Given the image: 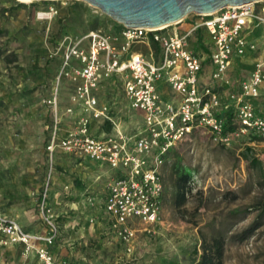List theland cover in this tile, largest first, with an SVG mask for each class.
Wrapping results in <instances>:
<instances>
[{"label": "built area", "instance_id": "1", "mask_svg": "<svg viewBox=\"0 0 264 264\" xmlns=\"http://www.w3.org/2000/svg\"><path fill=\"white\" fill-rule=\"evenodd\" d=\"M58 16L56 8L37 13L41 22ZM258 27L264 29V0L226 6L212 14H190L159 28L125 27L116 22L108 31L98 28L51 39L47 61L55 62L57 71L51 95L44 100L51 109V122L46 127L48 173L40 204L49 230L33 234L17 220L0 214V243L22 245L27 257L36 255L38 264H68L52 253L60 227L49 193L60 149L112 171L105 201L109 231L127 256L133 255L138 233L151 235L164 224L163 167L174 148L199 130L216 145L229 147L236 139L264 144V62L255 64L250 78L227 102L222 96L224 86L231 85L225 73L234 58L261 48L249 37V31ZM192 38L198 50L191 49ZM210 64L215 67L213 79L219 82L216 90L201 80ZM109 85L120 88L131 110L143 113L139 130L125 132L113 105L102 100V90ZM63 87L69 92L65 111L60 106ZM230 111L236 127L226 133L221 115ZM65 118L75 124L62 132ZM93 123L103 128L111 125L112 130L98 135ZM154 152L156 166L150 159Z\"/></svg>", "mask_w": 264, "mask_h": 264}, {"label": "rangeland", "instance_id": "2", "mask_svg": "<svg viewBox=\"0 0 264 264\" xmlns=\"http://www.w3.org/2000/svg\"><path fill=\"white\" fill-rule=\"evenodd\" d=\"M50 8L58 9L59 16L39 21L37 13ZM115 23L80 0L29 4L0 0V60L4 65L0 74L4 76L0 78V212L29 230H49L40 206L42 191L36 187L43 180L46 159L42 99L45 86H51L47 80L53 70L54 77L57 71V64L47 61L49 42L62 34L79 36L93 28L108 31ZM191 49H199L195 38ZM214 72L215 67L207 65L201 80L216 90L219 82L213 79ZM230 75L227 71L225 79ZM155 153L150 158L153 166L157 165ZM253 158L258 159V165L252 163ZM74 168L67 165L69 180L75 177ZM181 173L191 175L192 191L178 208L175 185ZM163 176L164 224L151 235L139 232L133 255L127 256L120 249L96 251L101 238L91 237L82 258L70 259L71 264H113L118 256L123 264H190L191 254L196 249L201 253L203 238L219 233L226 238L224 264H264V216L251 210L264 195L260 186L264 179L263 143L236 139L229 147L216 145L199 130L170 152ZM108 183L92 187L101 193ZM227 193L237 194L238 199L226 197ZM49 204L58 214L57 203L49 200ZM70 205L66 200L62 206L73 217ZM70 219L60 217L58 221L64 236L69 235L65 226ZM256 223L260 228L243 240L242 233ZM21 252L16 246L0 243V264H31Z\"/></svg>", "mask_w": 264, "mask_h": 264}, {"label": "crops", "instance_id": "3", "mask_svg": "<svg viewBox=\"0 0 264 264\" xmlns=\"http://www.w3.org/2000/svg\"><path fill=\"white\" fill-rule=\"evenodd\" d=\"M249 33L250 39L259 43V47L261 48H259V50L255 53H249L244 57L234 58L232 66L228 71L231 74L229 79L231 85H225L222 92V96L224 98V101L226 102L228 96L234 93H238L240 91L241 83L250 78L252 72L255 69V64L258 61L264 62V41L262 39L264 35V29L258 27L249 31ZM206 41L210 42L209 40ZM54 72L55 71L53 70L51 78L47 80V85H49V83L51 82V86H45L47 88V91L45 92L42 99V105L45 107L44 116L46 133V159L43 167V180H40V185H36V187L38 189H41V191L43 189V185L48 173V154L46 151V146L48 144L49 132L47 131L46 127L51 122V109L44 104V100L51 95ZM3 77V75H0V78ZM43 82L45 84L46 81L44 80ZM161 90L164 93L165 98L169 99V95L165 93L163 89ZM261 92L262 94H264V83L261 87ZM68 97L69 92L66 87H63L61 90L60 100L62 111H65V108L68 105ZM102 100L113 105L115 112L118 115L117 119L120 121V126L125 132L132 133L135 130H139L143 125V113L139 111H133L129 108L119 87L115 85L104 87L102 90ZM130 112H133V114H130ZM74 124L75 123L72 118H65L62 123V132L71 129ZM93 129L98 135H103L106 132H110L112 130V127L111 125H107L105 128H103L101 127V125H99V123H93ZM55 160L56 166L52 177L49 200L57 203L58 207L56 210H58L59 212V219L60 217L63 219L71 218L70 220L72 221L65 226V232L69 234L67 236H64L62 234V228L60 226V236L56 243L59 241L61 242V244H59L57 250L54 249L55 245L52 247V253L54 257L68 264H71L70 259L74 257L82 258L83 247L87 245V242L91 237L99 239L101 238V241L98 242L94 250L99 251L101 249L103 251L109 249L110 251H117L118 249H120L121 252L126 255L124 246L120 243V241H118L115 235L109 231V219L105 212L107 187L105 186L106 188H104L101 193H98L97 187H95L96 189L92 187L94 185H105L106 180L109 181L110 176L112 175V171L107 167H100L99 165H97V163L91 161L88 158H76L73 155L67 154L60 149H58L56 152ZM68 164H72L75 167L74 169H72L75 177L73 179L70 178V180L66 176L67 172H69L67 170ZM75 185L90 186L81 188ZM66 200H68L69 204H71L70 211H73L72 213L75 215L73 217L69 216L67 211L62 206ZM0 214L8 217L4 213L0 212ZM22 226L26 231L33 234H44L47 232V230L32 231L24 227V225ZM7 246H16L21 249V254L23 256L25 255L23 254L24 248L22 245L17 244ZM24 257L26 258L28 263L38 264L35 254H32L29 257ZM115 260L116 261L113 264H123L122 257L118 256Z\"/></svg>", "mask_w": 264, "mask_h": 264}, {"label": "water", "instance_id": "4", "mask_svg": "<svg viewBox=\"0 0 264 264\" xmlns=\"http://www.w3.org/2000/svg\"><path fill=\"white\" fill-rule=\"evenodd\" d=\"M125 27L159 28L182 21L190 14H212L226 6L261 0H80Z\"/></svg>", "mask_w": 264, "mask_h": 264}, {"label": "trees", "instance_id": "5", "mask_svg": "<svg viewBox=\"0 0 264 264\" xmlns=\"http://www.w3.org/2000/svg\"><path fill=\"white\" fill-rule=\"evenodd\" d=\"M98 28H93L90 30H96ZM89 30V31H90ZM63 35V34H62ZM61 36V35H60ZM59 36L54 37L53 39ZM202 39H200V42ZM222 117L226 120V133L233 132L236 125L234 124V113L224 112ZM254 165H258L259 161L256 158L251 159ZM176 170V167H175ZM180 169H177V173ZM261 187L264 188V179L260 183ZM176 205L178 208H182L187 200L188 194L192 191L191 186V175L188 173H181L176 181ZM232 196V200H237L238 196L235 193H227L225 196ZM252 211L259 212L261 216H264V195L263 197L251 208ZM260 224L256 223L252 227L246 229L241 237L243 240H247L252 237L255 232L260 228ZM225 245L226 238L223 234H218L212 236L210 239L203 238L201 244V253L196 249L190 256V264H224L225 256Z\"/></svg>", "mask_w": 264, "mask_h": 264}, {"label": "bare ground", "instance_id": "6", "mask_svg": "<svg viewBox=\"0 0 264 264\" xmlns=\"http://www.w3.org/2000/svg\"><path fill=\"white\" fill-rule=\"evenodd\" d=\"M19 1L20 3H23V4H29V3H33L35 1H47V0H17ZM50 1H56V0H50Z\"/></svg>", "mask_w": 264, "mask_h": 264}]
</instances>
